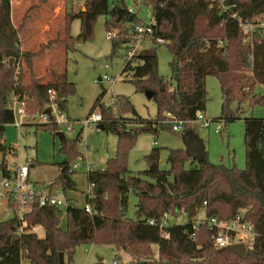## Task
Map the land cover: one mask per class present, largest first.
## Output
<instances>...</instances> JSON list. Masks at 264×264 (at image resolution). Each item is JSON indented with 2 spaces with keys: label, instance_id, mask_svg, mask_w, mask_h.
<instances>
[{
  "label": "trees",
  "instance_id": "obj_1",
  "mask_svg": "<svg viewBox=\"0 0 264 264\" xmlns=\"http://www.w3.org/2000/svg\"><path fill=\"white\" fill-rule=\"evenodd\" d=\"M12 1L0 0L3 167L7 164L5 156L9 149L5 132L14 123L13 98L25 101L30 117L28 124L52 105L63 115L68 110L69 98L77 90L64 70L67 51L80 38L93 37L100 16L107 17V32L117 30V35L110 39L113 56L121 47L135 48L139 40L134 28L143 25L137 13H129L128 0H87L78 13L66 15L62 36L35 48L26 43L30 14L15 25ZM141 1L151 8L156 22L154 34L149 38L153 48L136 52L125 63L122 74L131 76L137 90L154 93L157 118L141 117L127 98L107 106L102 103L106 94L103 92L89 116L99 109L103 117L101 130L115 135L118 145L116 157L108 160L105 169L88 172V184H95L91 196H86L92 214L86 213L85 206L81 207L77 200L69 198L74 205L65 212L51 206L41 208L36 203L22 221L15 215L9 220H0V264H20L22 255L32 264H61L62 253L68 261L65 257L63 264H70L76 248L83 244L123 251L131 258L128 264H264V118L243 119L245 169L215 165L208 157L197 162L185 150H171L170 170H162L157 148L145 157L148 166L145 171L134 175L128 169L129 153L142 133H157L169 118L193 123L199 113L204 114L209 76L216 77L221 87L223 102L219 122L227 125L241 120L247 105L264 104V95L256 91L258 83L264 84V29L253 32L249 41L241 27V23H264V0ZM76 20L81 22L77 38L72 35ZM158 39L167 42L171 55L170 81L158 72ZM59 51L64 53L63 57ZM41 60H48L47 78L40 74ZM50 91L55 94L53 100ZM40 127L59 130L53 116ZM81 136L82 132L73 140L66 139L64 134L60 137L62 150L69 158L61 164L59 176L51 187H59L65 194L77 191L70 161L85 159L76 149ZM131 190L138 198L136 220L127 217ZM204 203H207L205 207ZM201 209L205 222L212 218L229 221L239 213L244 214L256 232L244 258L228 248L216 249L213 232L206 223L195 226ZM166 214L171 219L186 215L188 220L185 224H171L164 230L149 224L152 219L160 222ZM22 222L28 230L42 228L45 237L40 238L34 232L19 234Z\"/></svg>",
  "mask_w": 264,
  "mask_h": 264
},
{
  "label": "rangeland",
  "instance_id": "obj_2",
  "mask_svg": "<svg viewBox=\"0 0 264 264\" xmlns=\"http://www.w3.org/2000/svg\"><path fill=\"white\" fill-rule=\"evenodd\" d=\"M129 7H133L135 13L143 25L150 24L151 8L141 0H128ZM14 23H21L23 17L29 13L30 20L27 25L26 43L31 47L38 48L41 44L62 36L65 29V17L72 12L78 13L83 5L69 0H13ZM85 11V9H83ZM106 16H100L95 25L94 35L91 39L80 38L73 45V49L67 51L65 56L64 70L69 82L76 85V94L69 98L67 112H59L56 107L53 118L58 125V131L50 128H42V119L37 117L30 124L28 117H19L24 124L21 130L9 125L5 132V142L8 148L16 150V156H9L8 162L13 164H26L33 162L30 178L37 184H51L60 173V166L66 162L69 156L62 150V142L57 133H63L68 140L76 139L82 132L81 140L76 144L77 151L85 158L84 160L72 159L73 166L82 161V168L75 171L71 176L76 184L77 191H67L68 198L77 200L83 207L86 204L88 193V170L87 167L97 170L105 169L108 160L117 155L118 139L115 135L107 134L101 130L99 124L85 127L91 109L100 95L105 92L102 103L105 105L117 104L121 98H127L136 109L137 113L145 119H156L158 114L154 100L148 99L144 91L137 90L131 82V76L122 74L125 63L129 60L127 47H121L116 55H112V41L108 38L105 26ZM81 33V22L74 21L72 35L77 38ZM118 37V36H117ZM251 39L249 38V41ZM135 51H144L153 48V41L149 38L141 39L135 44ZM158 72L166 80H171L169 62L171 55L166 45L157 47ZM61 52V51H59ZM62 57H63V52ZM109 66V68H107ZM48 60L39 62V71L47 78ZM108 76L111 81L103 80ZM208 91V103L204 116L211 121L209 128H204L198 122L185 125L184 131H195L204 141L208 153V159L215 165H236L240 169L246 168L245 153V128L244 118H264V104L245 107V113L241 120L228 123L223 121L224 131L216 133L222 111V93L219 81L214 76L206 80ZM257 87V86H256ZM258 94L261 90L256 89ZM52 107V106H51ZM117 107L116 105L114 106ZM53 108V109H54ZM50 109V108H49ZM99 113V109L96 110ZM172 119H167V125L158 129L157 133H142L136 145L131 149L128 158V169L139 175L147 169L145 157L157 148L160 153V168L170 170L168 158L171 150H185L182 139L183 132L176 133L172 130ZM71 126L73 132L68 131ZM186 164V168L189 167ZM129 205L127 217L136 220L138 198L131 190L128 193ZM14 209V208H13ZM16 209V208H15ZM14 209V210H15ZM16 210H19L17 208ZM14 216L8 210L6 201L0 200V220H9ZM203 210H199L197 220L204 219ZM187 216L183 215L171 219V224H185ZM63 225L66 224L63 217ZM35 233L40 238L45 237L42 228L35 227ZM250 245H247V254ZM155 249V247H154ZM156 251V250H155ZM66 257V256H65ZM66 262L67 257H66ZM131 258L123 251H117L110 246L83 244L76 248L70 264H128Z\"/></svg>",
  "mask_w": 264,
  "mask_h": 264
},
{
  "label": "built area",
  "instance_id": "obj_3",
  "mask_svg": "<svg viewBox=\"0 0 264 264\" xmlns=\"http://www.w3.org/2000/svg\"><path fill=\"white\" fill-rule=\"evenodd\" d=\"M71 2H76L80 4H84L87 0H69ZM129 13H135L133 7H129ZM156 22L154 20L153 15H150V24L148 25H140L134 28L135 33L137 34V38L140 41L141 39L151 38L154 34V26ZM241 27L243 29L244 34L247 36V39L252 38L253 32L256 30L264 29V23L260 24H244L241 23ZM117 35V30H112L108 32V38L111 39ZM167 42L163 39L157 40L158 46L166 45ZM136 54L135 48L129 52V58L134 57ZM109 68V66H107ZM105 81L110 82L111 79L108 76H105ZM257 89L261 90L262 95H264V84H257ZM51 99L55 98V94L50 91ZM55 105L50 107L51 115L43 112L35 116L32 121L39 117L42 119L43 123H48L50 121L51 116H53V112L55 111ZM13 113H14V123L12 125L15 126L18 130H21L24 124L20 121L21 117H30L27 115L26 103L24 100L19 98H13ZM54 108V109H53ZM57 109V108H56ZM62 115V114H61ZM20 117V118H19ZM103 121L102 114L99 112H95L93 115L87 118V121L84 122L85 127H90L92 124L101 125ZM29 122V121H28ZM198 122L204 128H209L211 126V121L207 120L203 113H199L197 115ZM191 122H183L181 120L173 119L172 130L176 133L183 132L185 125ZM58 125H60L58 123ZM73 128L71 126L68 127L69 132H73ZM223 130L222 122H219V125L216 127V133H221ZM184 131L183 133H185ZM16 150L14 148H9L6 151L5 159L7 160L6 166L2 165V156L0 155V200L6 201L8 210H11L15 216H17L21 221L24 220V215L31 210V207L36 203L39 204L41 208L43 207H55L58 210L65 212L68 208H70L73 202L67 197L64 191L59 187H51V184H37L33 182L30 178L31 173V165L30 163L26 164H13L10 165L8 162L9 156H16ZM82 168V161L71 166V171H78ZM90 171H95L96 169L87 167ZM88 171V172H90ZM95 188V184L89 185L88 193L86 196H91L92 191ZM207 203H204V207ZM11 206H16L19 210L14 211ZM85 212L88 214H92V208L90 204H86ZM171 215L166 214L160 222L156 220H149V224L154 227H158L160 230H164L171 225ZM207 224L210 230L213 232L212 242L213 246L216 249H226L232 245L243 243L246 246L251 245L256 232L254 226L247 222L244 218L243 213H239V215L229 221L226 220H218L216 218H212L209 221L205 222L204 220H197L195 222V226L198 227L201 224ZM36 228L33 227L31 230H28V226L26 223L22 222L19 227V234H24L26 232H34ZM166 238H169V235H164ZM25 255H22L20 264H32L29 260H27ZM118 264V262H115Z\"/></svg>",
  "mask_w": 264,
  "mask_h": 264
},
{
  "label": "water",
  "instance_id": "obj_4",
  "mask_svg": "<svg viewBox=\"0 0 264 264\" xmlns=\"http://www.w3.org/2000/svg\"><path fill=\"white\" fill-rule=\"evenodd\" d=\"M13 60H11V64H13ZM146 96L148 99H153L154 93L152 91H146ZM46 114L51 115V111L48 109L45 111ZM58 137L63 136V133H57ZM182 139L185 146V152L194 161L202 162L204 161L207 156V150L204 141L200 138L198 134H196L195 131L189 130L186 131L182 135ZM125 189H127L125 187ZM232 253L235 255L244 258L247 254V246L243 243L232 245L228 248ZM65 255L61 254V264L64 263Z\"/></svg>",
  "mask_w": 264,
  "mask_h": 264
}]
</instances>
